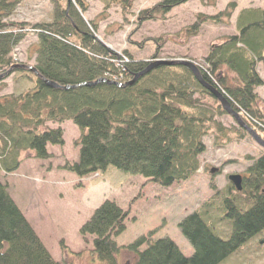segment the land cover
<instances>
[{"label": "trees", "instance_id": "16d2710c", "mask_svg": "<svg viewBox=\"0 0 264 264\" xmlns=\"http://www.w3.org/2000/svg\"><path fill=\"white\" fill-rule=\"evenodd\" d=\"M24 1L0 0V76H4L0 82L15 75L20 86L17 93L0 97V171L16 172L26 152L37 160L52 159L50 147L65 145L64 132L46 124L72 122L80 131L75 142L79 156L77 161L66 162L62 170L83 179L105 175L112 168L164 188L188 181L201 168L200 157L207 150L204 139L215 132L228 138V129L217 119L227 113L204 85L224 96L246 125L264 140V102L256 92L264 86L258 72L259 65L264 67V8L242 10L236 35L211 46L204 64L190 61L199 68L204 85L187 66L163 64L133 85L120 87L155 63L159 49L148 62L135 59L129 51L118 54L110 49L99 39L98 23L84 17L86 0H47L52 9L48 22L30 25L9 21ZM101 1L105 9L120 4L125 17L132 15L136 2ZM191 1L161 0L141 10L135 21L141 26L165 20ZM221 15L228 19L231 13ZM207 21L222 20L219 16H200L187 32L198 34L200 24ZM29 36L36 39L30 58H34V64L18 63L15 49ZM157 46L161 48L162 44ZM237 130L242 136H250L241 127ZM246 161L249 165L243 190L238 192L229 184L227 194L219 195L220 201L216 202V211L225 213L233 224L230 239L219 237L204 216L194 212L179 223L194 249L192 256L184 255L170 238L150 243L149 237L143 236L124 248L135 254L134 264H221L262 234L264 153L248 156ZM233 191L237 194L232 195ZM128 215L116 202L107 200L82 226L81 234L93 237L92 253L101 262L117 264L124 246L118 245L115 237L125 231ZM0 264H61L1 179Z\"/></svg>", "mask_w": 264, "mask_h": 264}, {"label": "rangeland", "instance_id": "374dc122", "mask_svg": "<svg viewBox=\"0 0 264 264\" xmlns=\"http://www.w3.org/2000/svg\"><path fill=\"white\" fill-rule=\"evenodd\" d=\"M135 1L132 15L125 17L120 4L105 9L104 1L86 0L88 10L84 17L98 23L99 39L110 49L118 54L129 51L135 59L147 62L152 61L159 49L158 61L186 60L204 64L211 46L238 33L237 21L242 10L264 8V0H193L176 8L165 20L138 26L135 21L138 13L161 0ZM228 12L231 13L228 19L221 15ZM51 16L52 9L47 0H25L9 21L35 25L50 21ZM200 16H219L222 21L201 23L199 33L190 35L187 30L199 21ZM159 43L161 48L157 46ZM35 49L36 39L29 36L15 49V61L34 64V58H30ZM258 72L264 79L262 65L258 66ZM19 87L15 75L11 76L0 82V97L17 93ZM256 92L260 102H264V86ZM205 101L216 107L213 100L206 98ZM217 119L228 129V138L217 132L206 137L207 150L200 157L201 168L197 175L168 188L112 168L105 175L83 179L62 170L66 162L77 161L79 156L75 142L80 138V131L72 122L46 124L48 128L60 127L64 132L65 145L50 147L52 159L37 160L26 152L22 155L21 167L12 174L0 171V179L9 186V193L61 264H107L92 253L93 237L81 234L82 226L107 200L116 202L129 214L125 231L115 237L118 245L124 246L118 254L117 264L135 263V254L124 248L143 236L149 237L150 243L170 238L184 255L190 257L194 249L183 236L179 223L188 215L200 212L219 237L230 239L233 224L224 217L225 213L216 211L220 201L218 196L227 194L229 184L232 185L231 175L247 176L248 156L258 157L264 153L250 136L237 132L239 127L231 116L222 114ZM235 194L233 191L232 195ZM211 203L213 205L209 206ZM263 246L264 232L221 264H264Z\"/></svg>", "mask_w": 264, "mask_h": 264}, {"label": "water", "instance_id": "95a60500", "mask_svg": "<svg viewBox=\"0 0 264 264\" xmlns=\"http://www.w3.org/2000/svg\"><path fill=\"white\" fill-rule=\"evenodd\" d=\"M163 64H168V65L182 64L184 66H187L188 68L191 69V71L193 72L195 77L204 85V81L202 79L201 72H200L199 68L194 63H192L190 61H186V60H176V61H172V62L156 61L155 63H152L145 71H143L142 73L136 75L135 78L132 81L128 82L127 84H124V85H121V84L118 85L116 83L115 84L120 86V87L121 86L126 87V86L133 85L139 78L145 76L146 74L150 73V71H152L154 68H156V67H158L160 65H163ZM3 77H4L3 75L0 76V80ZM98 82H102V80H100ZM108 83H112V82H108ZM48 84L51 87L59 88V86H57L55 84H50V83H48ZM83 85H85V84H83ZM204 86H207L206 88L213 92V94L219 100L223 110L236 121L238 126L241 127L242 129H244L245 131H247L248 134L250 135V137L260 147H262L264 149V140L258 135V133L254 129H252L249 126L246 125V123L242 120L241 116L233 109V107L230 104V102L224 96H222L220 93H218L216 90H214L212 87H210L208 85H204ZM65 89H69V87L65 88ZM213 172H216V170L214 169ZM229 181L231 182V184L235 187V189L238 192H241L243 190V177L241 175H238V174L231 175L229 177ZM263 193H264V189H263Z\"/></svg>", "mask_w": 264, "mask_h": 264}]
</instances>
